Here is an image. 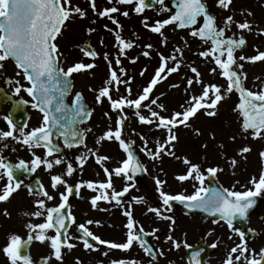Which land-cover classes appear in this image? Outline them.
<instances>
[{"label":"snow or ice","instance_id":"obj_1","mask_svg":"<svg viewBox=\"0 0 264 264\" xmlns=\"http://www.w3.org/2000/svg\"><path fill=\"white\" fill-rule=\"evenodd\" d=\"M108 2L112 4L111 7H105L103 10H99L96 0H89L93 13L101 18H108L116 26V29H108L107 25H105V28L114 33L116 47L120 55H124L126 50L131 49L134 45L132 41L125 40L120 31L117 30L122 26L113 15L120 13V8L116 5H132L134 6V11L138 14L143 13L151 5L147 3V0H108ZM232 2L233 0H217V6L222 9H228ZM154 3L164 5V0H154ZM120 14L125 17L129 16L128 11H123ZM248 15H251V12ZM77 16L83 19L87 16V11L81 9L79 6L73 5L71 0H0V69L5 67V61L9 59L14 61L18 69L17 75H23V78L30 85L24 87L17 80L15 81L17 86L14 89V93L19 94L23 89L35 101L32 107L43 113L42 125L28 133H25L23 127H21L19 129V137L14 136L16 125L10 116L3 117L10 130L0 131V140L13 138L22 142L30 150L33 148L45 149L44 158L33 152L30 168L23 160L17 165H12L6 163L4 158L0 156V170H2L0 172V180L5 177L7 178L2 190H0V202L8 201L23 184V181L14 175V168L16 170L35 172L43 166L46 171L51 172L55 166L66 163L61 156H54L55 153L59 152V148L52 143V131L49 124L52 122V126H55L56 123H59V118L52 113L63 114L68 109V105L64 102V97L72 87L71 77L73 74L96 67L95 63H84L82 61L75 62L66 69L61 67L60 57L63 53L60 51L56 41L58 37L63 35L62 29H66V22L75 19ZM199 18H202V23L196 27L199 23ZM170 24H175L181 29L191 28V36L198 37L205 43L211 42V47L200 52L199 55L205 59L211 57L216 65L211 71L215 73L219 69L220 75L227 81V88H223V86L217 84H204L199 70L196 67H191L190 71L194 74V77L188 79V88L185 91L191 88L194 83L201 84V94L199 96H192L187 108L181 105L182 111H176L171 117H166L161 115L160 112L153 110L152 106L156 105L162 111H166L163 104L157 103V99H151L147 105L143 102L149 100L157 84L167 79L172 73L179 71L183 57L182 49L177 47L174 50L175 53L179 54L181 59H178L175 54L167 57L160 54L159 68L156 70L155 75L148 85L143 88L142 93L135 99L129 98L131 96V87L129 86L131 78L128 80L121 79V76L113 68L112 60L105 53L104 59L109 66V76L105 81V86L98 90L95 99L97 103H102L104 99H107L112 111L118 114V118L115 121V129L113 130L110 127L97 139L96 143L101 144L103 141L118 142L119 147L127 154V158L121 161L119 167L110 170L104 166V162L108 161L109 157L99 156L96 152H92L89 149L91 155L95 157L96 163L103 168L107 179L103 182L87 181L78 183L75 185V190L77 195H79V189L81 187H87L88 189L99 192L98 195L93 196L90 200L93 209H97L98 202L102 200L109 203L115 201L117 205H121L123 203L121 198L129 192L130 188L135 187V185L126 183L121 191H116L113 185V176L130 182L133 180L137 170L144 167L135 156L131 144L122 138L124 123L128 119L124 113L125 108L134 109V114L140 123L148 125L154 124L157 128H162L167 131V139L163 143L158 142L155 151L149 149L147 147V140L141 137L144 141V147L141 150L152 160L159 159L161 155L175 156V152L172 149L175 146L174 142L178 138L174 129L179 125L190 127L188 123L190 118L195 117L201 109L205 110L206 115L215 116L217 105L233 91H236L240 97V103L235 110H239L242 115V130L244 132L250 131L253 138L264 139V89L259 92H253L247 89L243 84V80L246 79V74L242 72L243 64L238 63V61L245 60L251 63L264 61V51H258L256 55L249 57L243 55L237 57L235 55L236 50L242 49L247 43L245 37L243 35L238 39L226 37V31L231 30L233 25L241 31H251L252 24L247 20L237 22L232 15H229L223 22L224 26L219 27L216 23V17L210 14L204 0H176V10L169 18L156 21L151 26L147 23L146 18L144 21L146 28H150L152 32L158 33L162 37L164 35L162 29ZM93 31H95L94 28L88 29L89 33ZM260 34H264V30ZM164 42H166V38ZM101 43H103V40H101ZM145 47L151 49L152 45L149 44ZM81 51L85 57L93 61L100 55L91 48H82ZM143 55L148 57L150 56V52L145 51ZM169 61L173 62L172 66H169ZM131 62L134 63L135 60ZM115 64H121L119 56L115 58ZM119 72L126 74L123 68H120ZM141 75H143V72ZM8 82L11 83L12 81L9 80ZM121 84L125 85V90L128 95L114 99L111 92L113 88L118 92ZM173 87H178V85H173ZM20 103H27V101H20ZM142 106L148 108L151 114L150 117H145L141 114L140 110ZM73 111L74 118L80 117L82 121L83 119L91 117L92 113L83 103V95L80 92L76 93L73 100ZM105 115L108 116L109 114L106 112ZM88 131H91V129H88ZM77 135L76 132H73V137ZM78 144H84L83 137L79 139ZM66 146L70 148L73 145L66 141ZM4 147H7V144ZM85 147L87 146L85 145ZM250 150L249 147L245 146L240 149V154L243 155ZM260 156L264 158V152H261ZM47 157L54 158L48 159ZM76 159L79 167L82 169L83 165L87 162L88 156L82 154ZM183 163L188 165L187 172L184 175H179L177 179L181 182L194 179L199 182L200 187L191 195H171L163 190V185L166 181L156 178L155 183L163 205V210L157 207H148L147 211L154 213L160 220L170 221V228L175 224V220L172 216L165 215L164 212L171 211V202L173 201H179L191 209H199L213 216L219 214L227 222L228 228L233 230L240 237L241 241L235 247L231 248L225 264H235V262L241 261L242 259L245 264H264V248L260 249L259 253H256L254 249H249L245 239V232L233 227V221L237 217L241 219L248 218L249 210L256 203L255 198L264 194V171L261 172L258 179L256 177L251 179L250 183L254 186L253 188L247 189L246 191H235L227 188L220 189L204 186L206 179L209 177L215 178L217 173L222 171V169L210 167L206 170V176L201 171L199 165L191 163L187 158L183 159ZM236 163L237 161L233 158L231 164L235 166ZM144 170L146 171V168ZM74 171L76 169L73 167V164L67 163L64 175H51V188L53 190H58L60 186L65 188L64 192L59 193L60 203L55 207H46L45 201L53 200L54 196L45 189L42 183L38 182V189H33L30 185L25 186L28 188L29 195L42 197L34 201L37 210L32 213H25V215L41 217L46 212V216L43 223H28L26 225L30 230L26 241L22 240L17 234H11L9 236L8 243L3 248V251L8 257L10 264H33L31 258L23 254L22 251L33 239L41 243L50 242L52 254L57 261L63 260L62 249L67 248L71 250L75 247L74 244L69 243L72 237L67 231V228L76 224V218L72 214L69 205V197L73 193V187L68 185L64 178V176H72ZM109 190H111L110 194ZM132 200L137 204L146 203L143 197H133ZM65 209H68L67 213H65ZM130 209L131 204L123 212V215L127 217V224L125 225L127 235L125 242L121 243L101 239V237L95 235L87 226L93 223L100 224L99 221L92 220L77 225V231L82 233L77 238L82 239L83 246L86 250L93 251L98 249L94 244L90 243L88 238L98 242L100 245H106L109 249L122 251H129L134 243H136L147 255L152 256V259L155 260L156 257L153 255L152 246L141 236V233H144V229L137 224ZM4 214L10 215L6 209ZM69 221L70 223H68ZM49 230H54L55 235H48ZM157 231L159 230H153V232L145 233V235L155 236ZM168 239L171 240L172 236L169 235ZM174 246L179 248L180 244L175 243ZM213 247H216V245L214 244ZM237 253L238 255L233 256V254ZM104 255L107 256L108 253L105 252ZM160 255H163V253L161 252ZM195 255L198 256L199 253ZM77 264H82V262L77 260ZM110 264H138V262L136 260L120 259L112 260Z\"/></svg>","mask_w":264,"mask_h":264},{"label":"rangeland","instance_id":"obj_2","mask_svg":"<svg viewBox=\"0 0 264 264\" xmlns=\"http://www.w3.org/2000/svg\"><path fill=\"white\" fill-rule=\"evenodd\" d=\"M208 1L211 4L209 10L216 17V23L219 27L224 26L223 22L229 15H232L237 22L247 20L252 24L251 31H241L235 25L232 26L231 30L226 31V37L238 39L243 35L246 39V45L242 49L236 50L235 55L237 57L241 55L249 57L256 55L258 51H264V34H260L264 30V0H233L228 9L218 7L216 5L217 0ZM71 3L86 10L87 16L83 19L77 16L75 19L67 21L66 29H62L63 35L58 37L56 43L63 53L60 57L61 67L66 69L78 61L95 63L96 65L93 69L88 70L86 74L80 75L89 85L86 88L88 100L97 110H99V107L103 109V118L101 120L95 118V120H98L97 131L104 133L110 127L114 130L115 121L118 118V114L112 111L107 99L103 100V104L97 103L95 99L101 85H105V81L109 76V66L104 59L105 53L112 60L113 68L121 76V79L128 80L131 78L129 85L131 87V96L129 98L135 99L142 93L143 88L148 85L159 68L160 54L165 57L175 54L178 59H181L174 50L177 47L182 49L183 57L179 71L172 73L167 79L157 84L153 89L152 97L148 101L143 102L147 105L151 99H157V103L163 104L166 111H162L156 105H153L152 108L166 117H171L176 111H182L181 105L187 108L191 97L201 94V84L194 83L191 88L185 91L188 88V79L194 77V74L190 71L191 67H196L199 70L204 84H217L227 88V81L220 75L219 69L215 73L211 71L212 68L216 67L211 57L205 59L199 55L200 52L211 47V42L205 43L199 39L197 40L190 35L191 28L177 29L175 24L167 25L162 29L163 37L144 26L145 18L151 26L156 21H162L172 15L173 9L169 5V0H164V5L157 3L154 9H145L143 13L139 14L134 11V6L132 5H116L120 8V13L123 11L129 12L127 17L120 13L113 14L122 26L117 30L120 31L125 40L132 41L134 45L131 49H127L124 55H120L116 47L114 33L105 28V25H107L108 29H116L111 20L101 18L93 13L89 0H71ZM96 4L99 10L112 6L108 0H96ZM249 12H251V15H248ZM93 21L95 22L93 23ZM200 23H202L201 20L196 27ZM89 28H94L95 31L89 33ZM165 38L166 42H164ZM101 40H103V43H101ZM82 42L89 43L93 50L100 54L94 61L83 55L81 51ZM149 44L152 45L151 49L145 47ZM145 51H149L150 56L145 57L143 55ZM117 56L120 57V65L115 64ZM132 60H135V62H131ZM172 63V61H169V66H172ZM238 63L243 64L242 72L246 74V79L243 80L244 86L253 92H259L264 89V61L251 63L245 60L238 61ZM120 68H123L126 74H121L119 72ZM142 72L143 75H141ZM23 85H26L24 78ZM173 85H178V87H173ZM111 95L114 99H118L120 96H127L125 85L121 84L118 92L113 88ZM239 99V94L233 91L217 105L215 116H208L205 110L201 109L195 117L190 118L188 122L190 127L183 125L176 127L174 132L178 139L174 142L175 146L172 149L175 152V156L161 155L159 159L151 161L150 159L146 160L149 156L144 152L143 157L149 167L150 174L143 186L135 185V187L130 188L128 198L123 200L121 205H118L120 214L113 215V217L107 214L104 215L105 212L110 211L111 205L115 201L109 203L102 200L103 204L98 202V208L93 209L90 203L92 197L83 194H79L75 203L70 206L72 214L76 218V224L71 226L68 231L69 235L71 229L80 223H85L88 220L99 221V225L93 223L87 226L101 239L122 243L126 241L127 235V228L125 227L127 217L123 215V212L131 204L130 210L133 213V217L137 224L143 227L144 231L153 232L156 229L161 231V235L155 234L151 239L154 248L159 253H163V255H160L159 260L152 261L145 257L144 251L136 243L129 251H122L109 249L106 245H100L97 242L95 247L98 250L93 251L86 250L83 244L78 243L73 236L69 243L75 244V247L71 250L62 249V261H57L53 256L50 242L41 243L33 239L29 253L33 264H39L37 260L40 257L47 258L46 264H77V260L81 261L82 264H110L112 260L120 259L136 260L138 264H185L182 257V246L186 242L192 245L195 244L200 236L206 244L216 245V252L212 257H209L207 264H221L220 261L224 256L228 257L230 253V245L240 242L239 236L233 230H230L228 226L222 225L220 221L208 222L206 220L205 222L198 217L189 219L187 215L179 211L180 209L175 208L164 212L165 215H170L175 220V224L170 228V221L158 219L154 213L148 212L147 209L148 207H157L163 210L155 183L156 178L166 181L163 185V190L171 195H191L200 187L199 182L194 179L183 182L177 179L179 175H184L187 172L188 165L183 163L184 158H187L193 164L199 165L201 169L203 166L206 167L213 164L223 166L225 170L229 169L228 171L232 175V179L230 178L229 180H227L226 176H223L226 172L220 171V181L229 190L246 191L254 187L250 183L251 179L253 177L258 179L261 172L264 171V158L260 156V153L264 152V139L253 138L251 132L242 130V120L238 118V110H235ZM140 111L145 117H150L151 115L147 107L142 106ZM106 112L109 114L108 116L105 115ZM124 113L128 119L124 123L122 138L127 143H132L136 149L144 147V141L141 137L147 140V147L152 151H155L158 142L163 143L167 139L168 134L165 129L157 128L154 124L140 123L134 114V109L125 108ZM36 120V115H33L30 124H35ZM95 120L92 121L96 123ZM30 128L29 126L28 130ZM91 129L94 130V128ZM197 130L199 131L197 132ZM101 145L107 148L121 149L119 143L115 141H103ZM245 146L251 150L241 155L240 149ZM107 157H109V161L113 165L111 169L120 166L121 161H116L109 152ZM233 158L237 161L235 166L231 164ZM116 183H113L115 190L121 191L125 184L131 183V181L118 178ZM146 190H148L147 193ZM261 196L264 197V194H261ZM133 197H143L146 203L137 204L133 202ZM35 200L27 199L23 202V232L17 233L22 240L30 234V230L26 227L28 223H43L45 220L46 212L41 217L25 215V213H32L37 210L34 204ZM45 202L46 207H55L59 203L57 200ZM263 206L264 203L262 202L257 211L248 220V226L258 233L255 238L251 239V244L257 245L254 248L256 253H259L260 249L264 248V219L260 220L258 218ZM233 227L236 228L235 226ZM210 228L214 232L213 235L209 232ZM47 234L55 235L53 230H49ZM169 235L172 236L171 240L168 239ZM175 243H179L180 247L176 248L174 246ZM105 252L108 253L107 256L104 255ZM0 264H10V261H5L0 255Z\"/></svg>","mask_w":264,"mask_h":264},{"label":"flooded vegetation","instance_id":"obj_3","mask_svg":"<svg viewBox=\"0 0 264 264\" xmlns=\"http://www.w3.org/2000/svg\"><path fill=\"white\" fill-rule=\"evenodd\" d=\"M204 2L207 5L208 11L210 14L214 15L213 12L210 9V3L208 0H204ZM217 5V2H216ZM202 21V18H199V21ZM5 67L3 69H0V131H8L9 126L7 122L3 119L5 116H10V118L13 120L14 124L16 125V131H14V136L19 137L20 132L19 129L23 127L24 132L28 133L34 128L40 127L43 123V115L41 112L37 110L30 109L27 103H20V101H29V97L27 92L21 90L19 94L14 93V89L17 86L15 84V81L19 80L20 84L23 85V75H17L18 69L13 65L12 61L9 59L4 62ZM88 70L82 71L80 73H74L72 78L73 87L70 92V94L67 97V102L71 104L73 102V97L77 92L82 93L85 103L88 105L90 111H91V117L83 124H81V129L83 131V139L84 144H80L78 146H72L67 147L63 141L64 136H68V127L67 125L63 126L64 128L61 129L59 125H55V129L52 134V142L54 145H56L59 148V152L55 153L54 156L58 155L61 156L65 160V164L55 166L51 172L46 171L43 166L38 168L35 172H30L26 170H16L13 169L14 175L21 181H23V184L21 185V188L13 194V196L6 202H0V255L4 258V260L9 262L8 257L5 255L3 248L8 243V238L11 234H17L23 232V202L27 199H38L42 197H38L36 195H29L28 188L25 187L29 185L30 183H33L36 185V189H38L39 183H42L49 191L50 194L54 196L53 201H59L60 202V192H64L65 188L63 186H60L58 190H53L51 188V175L60 174L64 175L66 171V164L72 163L73 167L76 169L74 171L72 176H64V178L67 181V184L73 187V196L69 198V205H73L76 201V197L78 196L76 194L75 185L78 183H83L87 181H93V182H103L107 179L103 168L101 165L96 163L95 157L91 155L89 152V149L92 150V152H96L99 156H107V153L109 152L110 155L116 159V161H123L125 159L124 154L122 153L121 149L119 148H107L106 146H102L101 144H97V139L103 135V132H99L98 130V120H95V118H103V109L102 107H99V110L96 109L95 106L92 105V103L88 100L87 94H86V88L89 86L85 79H82L81 75H84L87 73ZM81 74V75H80ZM11 80L12 82L9 83L8 81ZM24 83L26 85H23L24 87H28L27 81L24 79ZM105 85L102 84L101 87H104ZM103 104V102L101 103ZM28 112V119L23 126V108ZM33 115H36V122L35 124H30L31 120L33 118ZM92 120H95L96 123ZM37 123V124H36ZM31 127L28 130V127ZM91 128H94L91 129ZM88 129H91V131H88ZM22 141V137H21ZM7 144V147H4V145ZM85 145L87 147H85ZM33 152H35L36 155H40L42 158L45 157V149L43 148H33L29 149L26 145H24L22 142L17 141L13 138H8L7 140H0V156H2L6 163H10L12 165H17L21 160L25 162V164L30 168L31 167V160L33 159ZM136 153L138 154L144 168H146L145 174L143 178L132 180L131 182L134 185L143 186L145 183L146 178L149 176V167L146 165L145 159L143 157L144 151L141 149H136ZM87 155L88 159L87 162L83 165V168L81 169L79 167L77 157L81 155ZM48 159H53L54 157H47ZM150 158L148 157L149 160ZM152 161V159H150ZM104 166L111 169L113 167L112 163L108 160L104 162ZM207 168H202L201 171L204 172V174L207 176L206 170L210 167H217L222 169L221 172H226L223 176L227 177V180L230 178L232 179V175L229 173V169L225 170L223 169V166H219L216 164L213 165H207ZM2 172V170H0ZM228 172V173H227ZM220 172L217 173L216 179L219 182L220 186L222 188H227L222 181H220ZM115 178V179H114ZM119 177L113 176V183H116L118 181ZM6 177L2 180H0V190H2L4 184L6 183ZM224 182V181H223ZM205 183H207V179L205 180ZM117 184V183H116ZM228 189V188H227ZM79 194L87 195V196H95L98 195L99 192L93 191L91 189H88L87 187H81L79 189ZM83 197V196H81ZM48 201V200H46ZM101 202V201H100ZM261 202L264 203V197L261 199ZM103 204V202H101ZM5 209L10 215H5L4 211ZM110 215V217L113 215L120 214V208L119 206L114 203L111 205V209L109 212H105L104 215ZM195 217H199L201 220L205 219L206 217L203 216L201 213L192 215L191 218L194 219ZM258 218L260 220L264 219V206L263 210L261 211V214L258 215ZM77 227V226H76ZM76 227L71 229L70 236L73 239L74 232ZM89 227V226H88ZM238 228V227H236ZM241 230V229H240ZM242 231L245 232V239L247 241L249 249H254L257 247V245L251 244V239L255 238L257 234L253 238H250L249 231L247 229H242ZM209 232H211V235L214 234L212 228L209 229ZM76 238V237H75ZM240 238V237H239ZM199 240H202V237H198L196 242ZM76 241L78 243H82L79 239L76 238ZM240 241V240H239ZM241 242V241H240ZM238 242L237 244H239ZM237 244L230 245V250L232 247H235ZM75 245V244H74ZM77 245V244H76ZM192 244L186 242L184 246H182V257L184 260V263L187 264L186 259V249L191 246ZM223 246V245H221ZM220 246V247H221ZM225 246V245H224ZM223 246V247H224ZM218 248V247H217ZM216 252V248L214 251L209 255V257H212L214 253ZM238 255L233 254V256ZM208 257V259H209ZM227 257L224 256V258L220 261L221 264H225ZM235 264H245L244 260L235 262Z\"/></svg>","mask_w":264,"mask_h":264},{"label":"water","instance_id":"obj_4","mask_svg":"<svg viewBox=\"0 0 264 264\" xmlns=\"http://www.w3.org/2000/svg\"><path fill=\"white\" fill-rule=\"evenodd\" d=\"M147 3H149L151 5V7H153L155 5L154 0H147ZM171 5L172 7L176 10V0H171ZM84 47L86 49L91 48L88 44H84ZM14 62V61H13ZM71 89V88H70ZM70 89L68 91V93L70 92ZM68 93L65 95L64 97V102L66 103V97L68 95ZM33 99V98H32ZM35 102V101H34ZM33 102V103H34ZM240 103V102H239ZM67 104V103H66ZM68 105V104H67ZM86 106V105H85ZM87 108V106H86ZM56 116L60 117V121L61 122H65L66 124H69V130H70V134L67 136L66 141L69 143H72V145H78V141L79 139L82 137V131L79 128V124L86 121L87 119H83V121L81 120L80 117H75L74 118V111H73V104L72 105H68V109L63 113V114H57V113H52ZM240 116L242 118V115L240 113ZM25 118H26V114L25 112H23V123L25 122ZM243 119V118H242ZM49 127H51V131L53 129L52 126V122H50ZM73 132H76L78 135L76 137H73ZM132 148V147H131ZM133 150V149H132ZM134 152V150H133ZM135 154V153H134ZM136 156V155H135ZM137 157V156H136ZM143 171L142 169H138L137 172L134 174L136 175H142ZM33 187V189L35 188L34 185H30ZM209 188H217L219 187L218 184L214 181H212L211 179H209V184H208ZM127 194V193H126ZM126 194L124 196H126ZM256 203L255 205L249 210V214L256 208V206L259 204L260 199L259 197L255 198ZM172 203V207H175L176 204H178L180 206V208L184 211V212H198V211H202L199 209H191L189 207H187L185 204L180 203L179 201H173ZM65 213H67V209L64 210ZM209 214V213H208ZM249 216V215H248ZM209 217L211 218H215V217H219V214L213 216L211 214H209ZM247 219H241L240 217H237L234 221V223H239L241 227L245 226ZM70 222V221H69ZM68 222V223H69ZM77 234L79 236L82 235V233L77 232ZM160 234V233H159ZM141 236L144 240H146L148 242L149 245V237L150 235H145V233H141ZM28 239V237L25 239V241ZM90 243H93L94 241L91 240V238H88ZM31 242L27 245V247L25 249H23V254L28 255L29 256V246H30ZM153 249V247H152ZM211 251V248L205 246L202 243H199L198 245H196L195 247L189 248L187 250V254H188V259H189V264H205V258L207 257L208 253ZM199 253L198 256H196L195 254ZM153 255H155L156 259L159 257V254L153 249ZM152 257V256H150ZM45 262H47L46 258H40L39 259V263L40 264H45Z\"/></svg>","mask_w":264,"mask_h":264}]
</instances>
